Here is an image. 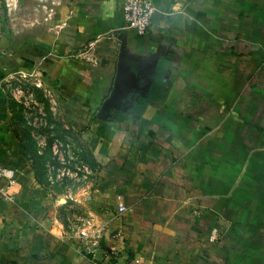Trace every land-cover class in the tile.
Segmentation results:
<instances>
[{"label":"crops","instance_id":"obj_1","mask_svg":"<svg viewBox=\"0 0 264 264\" xmlns=\"http://www.w3.org/2000/svg\"><path fill=\"white\" fill-rule=\"evenodd\" d=\"M155 3L140 35L122 0H0V79L56 87L100 200L79 252L16 170L0 264H264V0ZM3 104L10 167L23 148Z\"/></svg>","mask_w":264,"mask_h":264},{"label":"rangeland","instance_id":"obj_2","mask_svg":"<svg viewBox=\"0 0 264 264\" xmlns=\"http://www.w3.org/2000/svg\"><path fill=\"white\" fill-rule=\"evenodd\" d=\"M1 97L8 134L14 146L23 148L10 167L36 181L45 214L51 211L58 235L72 240L80 252L83 233L97 241L100 201L94 192L97 165L81 130L62 105L56 87L35 75L14 73L5 82L0 79Z\"/></svg>","mask_w":264,"mask_h":264},{"label":"built area","instance_id":"obj_3","mask_svg":"<svg viewBox=\"0 0 264 264\" xmlns=\"http://www.w3.org/2000/svg\"><path fill=\"white\" fill-rule=\"evenodd\" d=\"M157 11L155 0H122L121 12L124 30L135 31L145 35L151 28L153 17ZM114 31H110L112 36ZM18 182V174L11 167L0 166V200L14 201V189ZM88 234L83 233V237Z\"/></svg>","mask_w":264,"mask_h":264}]
</instances>
